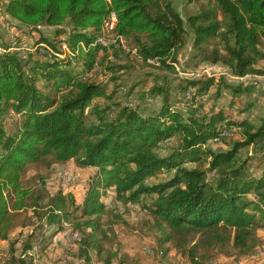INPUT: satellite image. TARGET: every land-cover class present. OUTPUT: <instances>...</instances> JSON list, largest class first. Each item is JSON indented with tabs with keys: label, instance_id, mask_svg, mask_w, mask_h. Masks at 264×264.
<instances>
[{
	"label": "trees",
	"instance_id": "obj_1",
	"mask_svg": "<svg viewBox=\"0 0 264 264\" xmlns=\"http://www.w3.org/2000/svg\"><path fill=\"white\" fill-rule=\"evenodd\" d=\"M187 3L199 5L200 11L185 22L173 0L8 1L6 14L20 24L12 26L18 31L15 41L20 47H25L28 30L61 28L68 23L72 27L70 33L57 31L54 42L43 36L38 42L56 48L60 38L61 52L53 53L55 61L40 53L35 58L11 49L17 46L8 37L2 47L6 51L0 53V247L2 242L9 248L17 244L16 234L30 226L29 214L33 220L58 226L39 257L32 255L29 243L18 259L11 253V260L56 264L59 253L70 251L85 264H91L92 256L101 264H134L131 255L122 250L116 232L128 222L119 212L111 211L110 216L102 201V195L114 190L118 202L129 207L149 199V204H141L152 216L144 222L156 232L154 241L163 257L179 253L185 264H209L211 250L231 249L251 257L252 264L258 263V231L264 229V171L255 176L250 166H261L264 160V116L252 122V118L242 117L246 109L238 105L242 94L255 92V84L219 79L218 90L224 84L231 103L226 109L203 115L205 97L217 84L215 78L183 79L182 86L179 83L175 88L169 84V76L163 82L161 78L162 83L154 76L153 86L144 91L162 97V107L155 112L126 101L115 111V106L103 107L98 101L115 100L121 72L128 65L117 66L112 79L116 90L110 94L105 84L92 77L84 79L97 57L110 50L98 43L107 33L136 49L138 60H158L161 69L175 70L178 56L192 36V47L207 63L223 66L240 78L264 75V0ZM113 14L116 23L112 26ZM62 37L75 49L67 54L75 63L59 61L65 56ZM215 39L217 43L210 45ZM80 44L89 50L83 51ZM78 49L79 56L75 54ZM78 67L82 71H76ZM185 98L195 100L188 114L180 108ZM241 129V139L225 151L208 146L219 145L214 140L227 130L233 136L220 145L235 140ZM177 136L179 145L169 155H161L163 142ZM249 147L253 151L240 158V152ZM260 152L261 160L255 162ZM71 162L97 170L81 202L63 189L48 191L42 176L41 186L26 179L29 165L50 168ZM172 171V178L149 183ZM65 225L81 235L77 245L67 251L52 244Z\"/></svg>",
	"mask_w": 264,
	"mask_h": 264
},
{
	"label": "rangeland",
	"instance_id": "obj_2",
	"mask_svg": "<svg viewBox=\"0 0 264 264\" xmlns=\"http://www.w3.org/2000/svg\"><path fill=\"white\" fill-rule=\"evenodd\" d=\"M207 1V0H202ZM174 5L176 9L180 12L182 17L184 18L185 22L187 21L189 15L198 13L200 11L199 5L192 4L189 5L187 3V0H173ZM3 17V16H1ZM0 24V39L4 42L1 43L2 47L6 45L8 42L5 41V39L13 40L15 38H18V31L12 27L18 26L17 22H14L13 20H10V18H7L6 16L3 17ZM9 26H8V25ZM19 27V26H18ZM4 28V29H3ZM67 31L70 32L72 30L71 25L68 23L65 26L61 28H53L49 26H40L36 31L30 32L28 30L27 32V41H23V45L25 47H21V50L23 51H29L26 53H30L33 56L37 55L36 51L38 49V45H46L48 46V53H46V58L49 60L54 59L53 53L61 52L60 49V38L58 39L57 43L55 41V44L57 45L56 48H54L52 45L48 43H38L40 42V38L43 36L44 39H48L50 42H54L56 39V33L57 31ZM5 35V36H4ZM24 36V35H22ZM107 43L111 45L109 48L110 50L105 51L100 56L97 57L95 62V67L92 70V74L89 75V72L85 74L84 79L88 77H92L91 80L100 83L105 84L107 87V93H112L115 89V83L112 80L114 77H116L117 73V66H123L128 65L127 70L125 71V68L122 70L121 75L123 76L121 81H119V89H117L115 100H112V102L104 101V100H98L102 104L103 107H107L110 105L115 106L117 108L115 111L118 110V104H123L125 101L129 105L140 106V108H143L145 111H159V109L162 107V97H152L151 95H147L146 91H144L145 88H150V86H153V77L158 76L159 82L162 83L164 81V76H169V84L172 86H175L179 88V83L183 79H190V80H196L203 78V76H186V73L197 71L202 68H208L209 70H216L214 72V78L216 80L215 86L211 88V91L208 96L205 97V107H207L206 114H210L212 110L216 111L220 108L226 109L229 107L231 103L230 98V92H228L225 89V85L222 84V86L218 90V81L217 79L225 78L230 83H239L241 82H247L244 85L253 84L257 81H255V77L253 75H249L245 78H240L239 80H232L229 79V76L226 75V72H230L229 69H226L223 66L219 65H211L210 63H207L208 61H204V55L195 51V49L192 47L193 44V38L192 36L188 38V43L186 48L183 50L181 55L178 56L177 63L174 64V69L171 71V69H161V64L148 62L144 63L140 60H138L136 57H138L137 53L134 52V49H131V45H126L125 41L117 42L115 40V37L112 34L107 33L106 35ZM66 39L68 38L65 36ZM25 38V37H24ZM8 40V41H9ZM69 42V40H68ZM217 43V40H212L210 45H214ZM26 44V45H25ZM95 42L93 43V45ZM118 44L121 45L122 49H113V48H119L115 47L118 46ZM19 46V45H18ZM84 49L83 46L78 45ZM91 48V47H90ZM208 48V47H206ZM30 50H33L31 53ZM89 48H85L84 51H88ZM77 56L81 54V49H78L76 51ZM102 55H106L105 59L102 58ZM136 56V57H135ZM37 58V56L35 57ZM84 56L81 57L80 61H83L82 59ZM139 58V57H138ZM140 59V58H139ZM65 60V59H59ZM55 61V60H54ZM75 63V60L73 61ZM116 64V66H111ZM200 65V66H197ZM165 68V67H164ZM76 71H82L81 67H78V70ZM149 75H152L148 77ZM146 78H151L147 80ZM163 78L162 82L160 79ZM80 75L77 80H80ZM152 80V81H151ZM146 83V84H145ZM260 85L261 81L259 82ZM181 85V83H180ZM182 86V85H181ZM261 88L264 89V83ZM148 91V90H147ZM141 94H145L142 96ZM59 95V94H58ZM218 95V96H217ZM60 96V95H59ZM243 97H239L238 99V105L240 109L245 108L248 115L246 117L252 118V122H255L259 120L261 117L264 116V100L263 97H259V92L255 93L253 96H249L246 94L242 95ZM183 104H180V108L185 110V113L188 114L191 111V102H195L193 99H183ZM251 103L253 105L251 106ZM193 104V103H192ZM194 105H197L194 104ZM202 105V104H201ZM216 109V110H215ZM204 110V108H203ZM198 111V110H197ZM213 111V112H214ZM242 135V129L238 131L237 137L234 138L235 140H230L228 142H225V144H222L223 139H227L230 137H225V131L221 132V134L214 140L220 141L219 145H214L212 143H209L208 146L211 148H214L215 150L225 151L228 147H230L234 141H238V139H241ZM180 143V137H174L168 141L163 142L161 147L159 148V153L163 156L169 155L174 148H176ZM253 149L251 147L246 148L240 152V158H245L250 152H252ZM261 152L257 156V161L261 160ZM203 163L206 167H208V163L206 164L205 160L202 159L200 161ZM264 162V161H263ZM253 164V163H252ZM255 165V166H253ZM252 166H250V169L253 173L256 174V171H260L259 169H262V166H258V164L254 163ZM187 167L192 168L196 167V164H188ZM95 171L92 168H81L79 167L75 162H71L67 165H52L50 168L45 167L44 165H29L27 169L26 179H30L33 182V185L41 186L39 184L40 177H44L47 183L48 191H58V190H64L66 193H72L78 200L81 202L86 195V192L88 190V187L90 185V182L92 178H94ZM264 171V167H263ZM174 171L172 172H166L161 173L159 177H156L154 179L149 180V183L152 182H159L164 181L172 178L174 176ZM116 193L114 190H109V192H106L104 195H102V201L105 203V205L108 207L109 215L112 216L113 214L110 213L111 211H115L116 213H121L123 217L128 222V225H120L116 228V232L120 234L121 238V248L126 253H129L131 255L130 261L134 264H185V260L180 258L178 254H171L167 257H163L159 249L157 248L154 236L156 232L152 227H148L144 221H149L151 219V214L148 210L142 209V202L146 205L149 204V199L144 198V200L141 201V204L136 206H127L124 205L122 202H118L116 198ZM114 209V210H112ZM28 213H32L31 210ZM28 216V224L30 226H27L23 228V230H20L16 236L14 241L17 242V244L12 248L5 246L0 247V264H18L15 259H18L21 257L23 252L25 251L27 244L31 243V246L33 247V250L31 251L32 255L39 257V255L42 252V249L45 245L49 244V238L54 233V229L58 226H49L45 221L39 222L38 220L31 219L32 214H29ZM151 221V220H150ZM144 222V224H143ZM134 223V224H133ZM65 230H69V233L71 229L67 225L64 226ZM29 228V229H28ZM32 229H34V232L32 234ZM75 237H78L77 240L72 241H79L81 240V235L79 233H74ZM258 237L260 239V247L257 248L256 257H258V263L264 264V229L258 231ZM73 239V237H72ZM20 240V242H19ZM37 240V241H36ZM193 242V241H192ZM58 240H55L52 242L53 246L58 245ZM30 245V244H29ZM202 249V248H201ZM67 251V250H66ZM203 252V250L201 251ZM13 253L15 255V259L11 260L12 257H10V254ZM175 253V252H174ZM210 254V261H208L209 264H245L246 261H248V264H252L251 257L247 256H241V254L237 251L233 250H220L217 251L211 250L209 252ZM223 256L219 258V256ZM228 256V257H225ZM164 259H163V258ZM56 264H73L75 263L76 259L72 257V253L70 251L59 253L58 258L56 259ZM126 260V259H125ZM79 262V261H78ZM99 263V262H98ZM39 264H44V261H40Z\"/></svg>",
	"mask_w": 264,
	"mask_h": 264
},
{
	"label": "crops",
	"instance_id": "obj_3",
	"mask_svg": "<svg viewBox=\"0 0 264 264\" xmlns=\"http://www.w3.org/2000/svg\"><path fill=\"white\" fill-rule=\"evenodd\" d=\"M8 1L9 0H0V24L2 23L1 21H3L2 19H3V17L4 16H6L7 18H10L7 14H6V12H5V7H6V5L8 4ZM1 16H3V17H1ZM10 20H13V19H11L10 18ZM14 22H17V21H15V20H13ZM18 23V22H17ZM19 24V23H18ZM1 32H3V31H1ZM255 78V81H257V82H255V83H253V84H255V92H253L252 94H250L249 96H253L255 93H257V92H259V97H263V100H264V89L263 88H261V86H263V83H264V75L263 76H261V75H253ZM261 81V84L262 85H260L259 84V82ZM229 92V91H228ZM243 95V94H242ZM241 95V97H243ZM246 95H248V94H246ZM253 105V103H251V106ZM248 115V113H247V111L246 112H244L243 114H242V117H245V116H247ZM261 171V170H260ZM260 171H257L256 172V174H255V176H260L261 175V173H260ZM109 192V191H108ZM73 231H70V233H69V230L67 231V230H65V231H61L56 237H54V239H53V241H55V240H58V242H60L59 243V247L60 248H62V249H65V250H67V249H69L71 246L72 247H74V246H76L77 244L74 242V241H72L73 239H72V235H73ZM5 244H6V242H2L1 243V245H3V247L5 246ZM74 259H76V258H74ZM76 260H78V261H76L75 263H73V264H85V262H84V260L83 259H76ZM91 264H101V263H98V261H97V259L96 258H94L93 256H92V261H91ZM245 264H248V261H246V263ZM257 264H260V263H257Z\"/></svg>",
	"mask_w": 264,
	"mask_h": 264
},
{
	"label": "built area",
	"instance_id": "obj_4",
	"mask_svg": "<svg viewBox=\"0 0 264 264\" xmlns=\"http://www.w3.org/2000/svg\"><path fill=\"white\" fill-rule=\"evenodd\" d=\"M113 21H115V20L113 19ZM70 32H71V31H70ZM70 32H68V33H70ZM0 43H1V42H0ZM12 43H13L15 46H17V47H15V48H11V49H13V50H17V51L21 52V54H23V55L26 54V52H28V51H23V50H21V47L18 46V44H16L15 39L12 40ZM98 43H102V44H104V41H100V40H99ZM56 46H57V45H56ZM110 46H111V45H110ZM115 47H119V48H121V45L118 44V46H115ZM4 51H6V50H4V49L2 48V46H0V53H2V52H4ZM34 51H36L37 54L40 53L43 57L46 58V53H48V46H46V45H38V49H37V50H34ZM83 51H84V49H83ZM30 52H33V50H30ZM69 52H75V49L71 48L70 46H67V45H66V39H65V56H67V54H68ZM134 52H137V50L134 49ZM53 61H54V59H53ZM148 61H149V62H153V63H158V64H160L158 60H148ZM214 72H216V70H209L208 68H202V69H199V70H197V71H192V72L186 73L185 75H186V76H203V77L207 76V77H210V78H214ZM91 74H92V71L89 72V75H91ZM226 75L229 76V79H232V80H239V81H240V77L233 76L231 72H226ZM217 80H219V79H217ZM240 82H241V81H240ZM241 83H242V84H246L247 82H241ZM188 94H189V93H188ZM232 136H233V134L230 133L228 130L225 132V137H232ZM215 143L220 144V141H215ZM263 161H264V160H263ZM261 166H262V169H261V168L259 169V170H261L260 173L263 171L264 162H262ZM72 237H73V240H77V238H78V237H75V236H74V233H73ZM242 264H243V263H242Z\"/></svg>",
	"mask_w": 264,
	"mask_h": 264
},
{
	"label": "bare ground",
	"instance_id": "obj_5",
	"mask_svg": "<svg viewBox=\"0 0 264 264\" xmlns=\"http://www.w3.org/2000/svg\"><path fill=\"white\" fill-rule=\"evenodd\" d=\"M113 19H114L115 21H113ZM111 20H112V23H111L112 26L115 25V23H116V16H115L114 14L111 15ZM99 40H100V41H104V44L101 43V45H104V46L107 47V48L110 47L109 44H110L111 42L108 44V43H107V39H106L105 37H100ZM99 40H98V41H99ZM61 43H62V48L65 49V37H62V38H61ZM135 53H136V52H135ZM64 59H70V60L73 61V59H72L71 56H69V55L64 56ZM153 64H154V63H153Z\"/></svg>",
	"mask_w": 264,
	"mask_h": 264
}]
</instances>
